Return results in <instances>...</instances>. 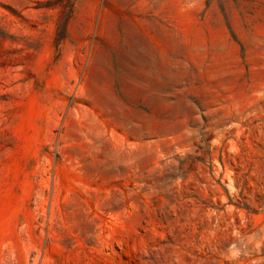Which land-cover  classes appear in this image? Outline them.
Wrapping results in <instances>:
<instances>
[{"label":"rangeland","instance_id":"1","mask_svg":"<svg viewBox=\"0 0 264 264\" xmlns=\"http://www.w3.org/2000/svg\"><path fill=\"white\" fill-rule=\"evenodd\" d=\"M0 264H264V0H0Z\"/></svg>","mask_w":264,"mask_h":264}]
</instances>
